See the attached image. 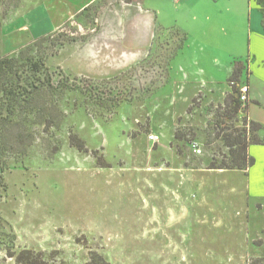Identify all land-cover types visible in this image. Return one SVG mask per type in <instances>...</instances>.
Returning <instances> with one entry per match:
<instances>
[{"label":"rangeland","instance_id":"1","mask_svg":"<svg viewBox=\"0 0 264 264\" xmlns=\"http://www.w3.org/2000/svg\"><path fill=\"white\" fill-rule=\"evenodd\" d=\"M134 2L99 0L34 49L54 73L47 99L58 110L47 111L54 125L30 126L25 156L4 154L0 264H19L9 252L25 249L49 264H86L93 252L110 264L264 259V147H252L250 174L208 169L229 154L220 130L247 117L223 119L219 106L167 95L184 36L156 26L143 43ZM167 2L168 23L186 22ZM21 5L0 8L1 57L42 37L12 31ZM69 35L78 41L51 45Z\"/></svg>","mask_w":264,"mask_h":264},{"label":"crops","instance_id":"2","mask_svg":"<svg viewBox=\"0 0 264 264\" xmlns=\"http://www.w3.org/2000/svg\"><path fill=\"white\" fill-rule=\"evenodd\" d=\"M21 1L22 13L14 19V25L24 21L16 29L12 26V31H28L32 38H37L57 31L66 21L99 0H32V8L28 6L29 0ZM167 1L173 0L134 2L139 9L137 21L142 27L138 35L143 43L154 33L156 26L177 29L185 38L174 61L178 66L177 78L171 75L165 80L174 83L176 88L167 95L175 100L184 99L189 107L196 99L204 107L223 105L227 94L232 92L229 78L235 63L242 62L243 71L238 83L249 85L250 91L249 100L240 114L248 121L261 124L260 131L264 130V6L259 0L173 1L175 11L183 13L186 22L180 23L178 17L168 23L164 7L169 4ZM253 146L264 147V144L249 146L248 152L256 163ZM252 167L233 171L250 174Z\"/></svg>","mask_w":264,"mask_h":264},{"label":"trees","instance_id":"3","mask_svg":"<svg viewBox=\"0 0 264 264\" xmlns=\"http://www.w3.org/2000/svg\"><path fill=\"white\" fill-rule=\"evenodd\" d=\"M4 1L0 0V8ZM1 25L0 19V27ZM51 36H42L33 46H27L16 56H0V197L2 191L6 189L3 176L6 169L4 154L25 156L33 142L30 126L34 124L54 125L50 114L47 113L54 109V104L48 101L47 95L52 94L58 87L56 89L54 84V73L50 72L46 66V54H41L39 51L38 55L34 53L35 48H39L45 42H50ZM77 41L76 36L69 35L63 41L57 43L51 41V45L59 47ZM242 71L243 63L236 62L232 76L229 78L232 92L227 94L224 104L219 105V108L223 109L221 116L223 119L239 117V113L244 110L237 95L239 91L237 83L240 82ZM54 110H58V108L55 107ZM223 119L221 122L217 121V124L220 123L217 126H222L225 123ZM262 128L261 124L248 121L247 118H244L241 127L230 125L222 128L220 130L221 138L229 149V154L224 156L221 162L212 159L208 169L248 170L252 167L255 159L249 154L248 149L252 144H264V139H261L258 134ZM2 222L0 216V223ZM9 253L11 257H16L19 264H49L42 258V253L28 249ZM86 264L110 263L103 256L93 252ZM251 264H264V259L258 258Z\"/></svg>","mask_w":264,"mask_h":264},{"label":"built area","instance_id":"4","mask_svg":"<svg viewBox=\"0 0 264 264\" xmlns=\"http://www.w3.org/2000/svg\"><path fill=\"white\" fill-rule=\"evenodd\" d=\"M174 2H178L179 0H173ZM249 85L247 84H242L239 86V91H238V98L240 100V102L242 103V108L244 109L245 104L248 102L249 100ZM149 140L152 142H158L160 140V137L156 134H151L149 136Z\"/></svg>","mask_w":264,"mask_h":264}]
</instances>
